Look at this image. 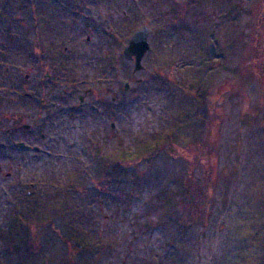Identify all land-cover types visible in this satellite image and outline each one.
Returning <instances> with one entry per match:
<instances>
[{"label": "rangeland", "instance_id": "rangeland-1", "mask_svg": "<svg viewBox=\"0 0 264 264\" xmlns=\"http://www.w3.org/2000/svg\"><path fill=\"white\" fill-rule=\"evenodd\" d=\"M124 3L86 42L0 0V264H264V0Z\"/></svg>", "mask_w": 264, "mask_h": 264}, {"label": "flooded vegetation", "instance_id": "flooded-vegetation-1", "mask_svg": "<svg viewBox=\"0 0 264 264\" xmlns=\"http://www.w3.org/2000/svg\"><path fill=\"white\" fill-rule=\"evenodd\" d=\"M125 0H29L30 3V15L31 18L41 19V15L45 23L48 24L47 28L44 30L46 35H52L54 37H63L66 34H74L76 32L73 26L79 19H83L81 24L87 33L85 39L86 42L90 41V37L93 32L98 31L97 25L92 27L88 22L95 24L94 21L100 20L107 22V25L113 24L115 21V15L125 17ZM194 4L190 2L189 8ZM263 19V18H262ZM91 29H86V28ZM90 30V31H89ZM257 33H259V38L256 40L255 44L256 55L262 60L264 59V31L260 32L257 28ZM48 33V34H47ZM51 36V37H52ZM55 47H49L48 53L54 50V54L58 52L54 49ZM125 48V47H124ZM121 51V57L124 59L123 51ZM66 51V49H65ZM120 56L116 57L118 60ZM113 57L108 60L107 64L109 66L113 65ZM125 62H131L125 60ZM132 63V62H131ZM28 96V95H27ZM79 101L81 102L79 97ZM43 104V101L39 102Z\"/></svg>", "mask_w": 264, "mask_h": 264}, {"label": "water", "instance_id": "water-1", "mask_svg": "<svg viewBox=\"0 0 264 264\" xmlns=\"http://www.w3.org/2000/svg\"><path fill=\"white\" fill-rule=\"evenodd\" d=\"M148 30L146 27L136 31L130 38L127 46L124 48L123 56L126 60L133 61V73H136L142 69L141 60L143 55L149 50L147 42ZM215 54V47L212 43L208 44V56L210 58ZM128 88V84L124 85V89ZM86 95V93L84 94ZM82 100V97H80ZM23 129H29L28 125H23ZM21 146L22 143H19ZM36 149V148H35Z\"/></svg>", "mask_w": 264, "mask_h": 264}, {"label": "trees", "instance_id": "trees-1", "mask_svg": "<svg viewBox=\"0 0 264 264\" xmlns=\"http://www.w3.org/2000/svg\"><path fill=\"white\" fill-rule=\"evenodd\" d=\"M24 242V241H23Z\"/></svg>", "mask_w": 264, "mask_h": 264}]
</instances>
